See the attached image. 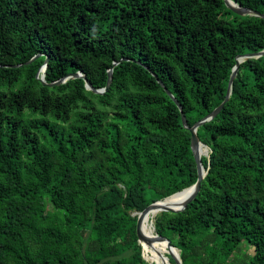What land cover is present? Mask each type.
Returning a JSON list of instances; mask_svg holds the SVG:
<instances>
[{"label":"trees","instance_id":"16d2710c","mask_svg":"<svg viewBox=\"0 0 264 264\" xmlns=\"http://www.w3.org/2000/svg\"><path fill=\"white\" fill-rule=\"evenodd\" d=\"M262 50L264 19L223 0H0V264H155L137 214L197 178L162 86L190 128L224 101L235 58ZM45 58V84L79 72L100 90L111 69L110 85H42ZM196 136L200 190L154 233L181 264H264V56Z\"/></svg>","mask_w":264,"mask_h":264},{"label":"water","instance_id":"95a60500","mask_svg":"<svg viewBox=\"0 0 264 264\" xmlns=\"http://www.w3.org/2000/svg\"><path fill=\"white\" fill-rule=\"evenodd\" d=\"M223 2L225 3L226 7H228L232 12L236 13L237 15H240V16H242V15H254L256 17L264 19V14H259L257 12H253V11H251L249 9L241 8V7L237 6L235 3H233L230 0H223ZM262 56H264V50H262V51H260V52H258L256 54H249V55H246V56H237L235 58V65L232 68L231 74H230L229 79H228L226 96H225L224 101L217 108H215L209 115H207L202 120H200L197 123H195L190 128L186 125L185 118H184V115L181 112L180 105L175 101L173 96L158 81V83L162 86V88H163L164 92L166 93V95L178 107V109L180 111V117H181L182 125H183V127L185 129L188 130V132L190 134V150H191L194 162H195L197 178H196L195 183L193 185H191L190 187L185 188V189H183V190H181L179 192H176V193L164 198L161 201H156L154 203H151L145 209H143V211L138 213L137 214V219H136L135 232H136V236H137V241L140 244L143 243L145 245H148L152 241H155V240L163 241L165 243V247L167 249V255L172 259L173 264H181L180 259L178 257V253H174V251H176V249L171 246L170 241L168 239H166L165 237L159 236L157 234H155L152 237L146 236L141 230V225H142L143 219L147 216V214L149 212H152V211H156L157 213H159V212L179 213V212L183 211L186 208V206L195 198V196L197 195V193L200 190V183H201V181L203 180V178H204V176L206 174V172L204 171V169H203V167L201 165L200 158H201V156L207 157V153H206V155H202L199 152L200 146H204V145H202L198 141L197 136H196V131H197L198 127H200L204 122L210 121L212 118H214L219 113V111L221 110V108L223 107L225 102L228 100V97H229L230 91H231V85H232V82H233V80H234V78H235V76L237 74V70H238L239 64L244 59L259 58V57H262ZM46 63H47V58H45L44 65H42L40 67V69L37 71V74H36V76L40 74L39 81L41 82L42 85H47V86L51 87V86H54V85H60L63 82H65L66 80L71 79V78H81L84 81L85 88L87 90H90L94 94L101 95V94H103V93H105L107 91V89H108V87L110 85V82H111V69H109L106 86L103 89H100V90L94 89L90 85L89 81H87L85 76L83 74L79 73V72L73 73V74H69V75H67V76H65V77H63V78H61V79H59V80H57V81H55L53 83L45 84V82H44V71H45V68H46ZM137 63L139 64V62H137ZM115 64L116 63H114L113 65H115ZM205 148L207 149V147H205ZM180 194H184L185 196H184L183 200L180 202L179 206H177L176 208H169L167 206L162 205V203L165 200H167V199H169L171 197H174L176 195L178 196ZM154 263L158 264L156 262H154ZM160 264H164V263H160ZM167 264H170V263H167Z\"/></svg>","mask_w":264,"mask_h":264},{"label":"bare ground","instance_id":"6f19581e","mask_svg":"<svg viewBox=\"0 0 264 264\" xmlns=\"http://www.w3.org/2000/svg\"><path fill=\"white\" fill-rule=\"evenodd\" d=\"M199 152L202 155H205L207 153V149L204 146H200ZM184 194L176 195L174 197H171L167 200H165L162 205L167 206L169 208H176L179 206L180 202L184 198ZM157 214L156 211L149 212L147 216L143 219L142 225H141V230L142 232L148 236L152 237L154 236L153 231H152V225L150 223V219L153 218ZM143 250L148 253L150 256L147 260L148 262H156L158 264L164 263L167 264L169 263V260L167 258V249L165 247V243L163 241H152L150 244L145 245L143 244ZM176 253V251H174Z\"/></svg>","mask_w":264,"mask_h":264},{"label":"rangeland","instance_id":"374dc122","mask_svg":"<svg viewBox=\"0 0 264 264\" xmlns=\"http://www.w3.org/2000/svg\"><path fill=\"white\" fill-rule=\"evenodd\" d=\"M207 153H208V150H207ZM205 155H206V154H205ZM150 223H151V225H152V231H153V234L155 235L154 230H153V218L150 219ZM139 244H140V243H139ZM140 245H141V248H142V256H143V259H144L146 262H148L147 259H148L150 256L148 255V253H146V252L143 250V243H141ZM248 252H249V253H252V250L249 249ZM176 253H177V250H176ZM148 263H152V262H148Z\"/></svg>","mask_w":264,"mask_h":264}]
</instances>
